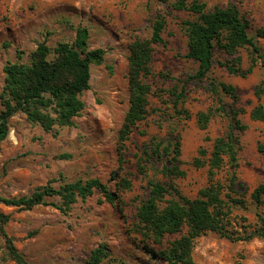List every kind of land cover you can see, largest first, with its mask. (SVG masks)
<instances>
[{
	"label": "rangeland",
	"instance_id": "1",
	"mask_svg": "<svg viewBox=\"0 0 264 264\" xmlns=\"http://www.w3.org/2000/svg\"><path fill=\"white\" fill-rule=\"evenodd\" d=\"M200 1L210 8L234 3L249 21L248 33L264 54V38L256 35L257 28L264 29V0ZM156 12L163 13L166 22L164 43L153 45L151 75L146 78L151 84L148 112L130 133L120 159L117 134L128 106L129 44L150 35V20ZM191 17L188 10L174 9L160 0H0V90L6 61H27V52L39 41L50 46L72 41L76 26L87 27L89 47L104 49L102 62L90 65L89 87L80 95L84 106L80 115L73 117V124L45 131L27 120L23 112H16L0 144L1 195H25L46 183L58 187L66 181L91 177L99 178L117 195L110 202L95 190L85 199L78 198L66 213L50 204L23 208L0 202V210L10 216L6 231L30 264H83L100 243L106 244L108 257L125 264H166L143 251L141 241L130 231L136 207L148 193L149 179L172 182L183 194L196 195L206 183L207 166L195 165L194 158L202 159L198 150L210 149L214 137L230 130L231 107L246 124L241 131L232 127L239 138L237 175L246 188V202L245 206H233L231 215L245 216L253 223L256 213L264 211V194L259 206L250 197L253 188L264 182V122L250 117L257 102L264 104V95L257 98L255 94L262 67L257 61L245 76L229 73L223 63L232 55L214 48L207 75L189 78L197 62L185 57L186 35L181 21ZM18 50L23 51L20 58ZM235 54L240 56V66L246 68L249 49L239 47ZM220 81L235 86L237 99L219 86L213 91L211 83ZM178 92L182 95L176 99ZM208 107L216 112L206 128H201L197 113ZM181 109L187 110L188 116ZM152 136L164 143L179 139L183 176L163 172L165 157L144 154ZM121 178H127L130 186H120ZM46 199L58 202L56 196ZM184 230L166 236L164 244ZM4 250L0 236V264H18L4 259ZM108 257L99 264H108ZM192 257L196 264H236L238 260L264 264V237L231 241L207 231L194 239Z\"/></svg>",
	"mask_w": 264,
	"mask_h": 264
},
{
	"label": "trees",
	"instance_id": "2",
	"mask_svg": "<svg viewBox=\"0 0 264 264\" xmlns=\"http://www.w3.org/2000/svg\"><path fill=\"white\" fill-rule=\"evenodd\" d=\"M174 9L188 10L192 17L181 21L186 35L185 57L197 62V68L189 78H204L213 61V49L218 48L232 57L223 65L232 74L245 76L259 61L262 77L256 85L255 94L264 95V54L254 37L248 33L249 21L240 13L234 3L207 7L200 0H160ZM165 16L156 12L150 20L151 32L148 37L135 38L129 44L128 60V106L117 134V149L120 159L130 133L148 112V96L151 84L146 78L151 75L150 61L153 45L164 43L162 31ZM256 35L264 38V29L257 28ZM88 29L76 26L72 41H58L50 46L39 41L27 52V61H6L3 65L4 83L0 90V144L9 131V119L16 112H23L26 119L37 123L45 131L73 124L84 106L80 95L89 87L90 65L99 64L104 58V49L89 47ZM239 47H247L250 62L246 68L240 66V56L235 54ZM18 57L23 54L18 50ZM218 86L234 100L237 99L235 86L220 81L211 83L213 91ZM182 92L175 94L176 99ZM222 109V106H220ZM186 116L188 112L181 109ZM230 130L212 140L210 149L200 148L203 157L194 158L197 166L206 165V183L194 197L183 194L174 183H163L149 179L148 193L136 207L135 221L130 231L141 241V248L150 257L162 259L166 264H196L192 257L194 239L202 233L213 231L231 241H246L252 237H264V211L257 212L255 221L249 223L245 216H232L233 206H245L246 188L237 175L238 131L246 128L237 117V110L230 109ZM216 108L208 107L197 113V123L206 128L215 114ZM250 117L264 122V104L257 102L250 111ZM209 139V136H205ZM179 139L164 143L152 136L144 147L147 157H165L162 170L165 174L183 176L185 171L179 166ZM262 149V146H259ZM140 169L141 166H139ZM225 170V172H224ZM225 173V174H224ZM224 174V175H223ZM120 186L129 187L127 178H121ZM244 187V188H243ZM97 190L107 201H114L117 195L99 178H77L66 181L58 187L48 183L34 188L29 194L7 197L0 194V202L5 205L31 208L36 204H50L63 213L70 210L78 198L85 199ZM264 182L258 183L250 193L256 206L262 204ZM56 196L58 202L46 197ZM10 216L0 210V236L4 241V259L18 264H30L18 250L13 238L6 231ZM177 237L166 236L179 233ZM158 245V247H157ZM109 256L106 244L92 248L83 264H99ZM108 264H125L123 260L108 257ZM138 264H148L144 261ZM236 264H243L240 260Z\"/></svg>",
	"mask_w": 264,
	"mask_h": 264
}]
</instances>
